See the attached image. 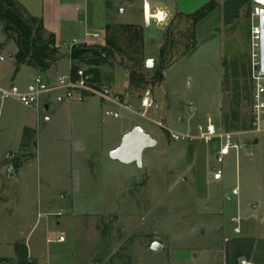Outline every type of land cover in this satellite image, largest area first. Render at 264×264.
Wrapping results in <instances>:
<instances>
[{"label": "rangeland", "instance_id": "374dc122", "mask_svg": "<svg viewBox=\"0 0 264 264\" xmlns=\"http://www.w3.org/2000/svg\"><path fill=\"white\" fill-rule=\"evenodd\" d=\"M138 1H129V12ZM251 6L247 0H210L198 12L219 9L225 17L226 10L241 8L247 14ZM210 34L211 41L204 40L193 53L198 47L193 21L178 22L172 16L162 27L152 23L146 28L143 20L138 25L111 24L101 39L89 42L105 47L108 41L112 56L99 66L76 63L79 70L95 69L98 75L90 76L103 86L125 87L132 102L149 91L159 105L149 111L150 120L128 113L119 120L105 118L108 107L101 105L93 126L77 121L71 130L67 120L66 126L53 128L57 140L47 142L27 132L23 140L28 151L18 153V128L0 123V264H18L16 244L27 248L29 264H198L196 259L209 264L210 252L221 250L222 234H232L236 217L263 227L264 168L254 181L247 171L257 170L242 152L237 175L234 155L223 167L216 164V142H175L153 123L186 133L182 123L190 119L196 134L197 126L210 119L239 142L255 139L250 133V24L242 18L231 29L225 23ZM162 37L161 50H150L149 43ZM0 43L5 59L1 73L12 65L17 46L1 34ZM181 58L185 60L170 69ZM150 59L156 61L152 69L146 67ZM221 94V112L213 113ZM190 106L196 108L193 117ZM14 112L36 126L35 111L16 106ZM38 114L48 117L41 108ZM135 122L158 139L144 151L142 167L113 160L108 152L123 127ZM82 135L92 136L93 145L98 141V154L88 158L74 151V140ZM258 138L259 146L253 148L257 160L264 152V137ZM7 152L13 159H6ZM214 168L223 170L221 182L212 181ZM236 185L238 197L232 196ZM60 237L64 243L57 242ZM155 242L164 249H152Z\"/></svg>", "mask_w": 264, "mask_h": 264}, {"label": "crops", "instance_id": "0c3cea01", "mask_svg": "<svg viewBox=\"0 0 264 264\" xmlns=\"http://www.w3.org/2000/svg\"><path fill=\"white\" fill-rule=\"evenodd\" d=\"M129 1L130 0H17L29 16L41 20L45 31L55 36L59 55L55 64L45 73H39L33 67L26 65L21 66L16 72L14 56L18 49L17 47H14L13 55L10 56V58L12 57V65L5 67L0 73V88L16 86L22 93H29L33 91L34 88H39L35 85V79L38 76H40L42 80L41 87H46V89L49 87H55L58 79L69 77L71 75L72 61L70 59V44L73 40L84 41L88 39L91 41V38H87V35L89 34H97L99 39H101L106 28L115 23L123 25L142 24L143 12L147 5L149 6L150 11H154L155 9L167 10L171 16H176L178 22L185 21L186 19L193 21L194 34L198 41V47H196L193 53L201 49L200 47L204 40L211 41L212 34L210 33H216L218 28L222 27V24L226 23L231 29L240 19L242 20V18L250 24V38L253 23L251 14L253 9L258 6L256 3L257 0H247L248 4H252L251 8H253L249 10L247 14H245L241 8H234L226 10V15L224 17L221 16L219 9H214L203 19L197 20L195 18L196 13L200 11L202 5L210 0H139L133 13L129 12L128 8H132V4H129ZM145 26L147 28L151 25ZM0 34L2 35L3 40L5 39V41H7L2 33L1 25ZM152 42L154 41L152 40ZM149 45L150 50L153 49L154 46V49L159 51L164 46V39L162 37L160 38V41L153 43V45L150 42ZM183 60L185 59L181 58L175 61L170 69ZM0 62H5V59ZM248 77L250 80V75ZM164 85L158 88L157 91L161 90ZM112 89L118 93L124 94L127 99L131 100L125 93V87L121 89L116 84H112ZM251 93L252 89L250 87V109ZM221 97L222 94L219 97L218 103L212 107L211 111L213 113H216V111L221 112ZM155 101L157 103L156 109L158 110V100L155 99ZM39 104L42 105H40V108L48 117L42 119V117H39V111L29 108L37 113L35 126L32 121L29 122V120L21 118L14 112L16 106H23L22 104L13 99L2 101L0 97V123L5 124L4 127L6 129L12 130L14 127L18 128L16 134L19 138L15 145V153L28 151V146L26 143L24 144L23 140L27 132L35 133L37 137L41 135L44 136L41 138L43 139V141L41 140L42 142H47L50 138L57 140L53 128L55 126L58 127L59 123L60 125L66 126L65 122L69 120L70 128L73 130V127L78 121L79 125L82 126L83 124L84 127L89 128L94 125L98 112L102 110L100 108L101 105H103V108L106 106L98 99L91 97L84 99L82 102H70L66 99V94L61 89L54 91L45 90V92L40 95ZM106 107L113 109V107ZM75 111L78 114L77 118L76 116L74 118ZM165 112L166 111L162 113L163 117L167 116V112ZM189 120L187 123H182V128L186 131L192 130L193 127V123H191V121L189 122ZM154 121L157 122V120ZM39 122L41 123L40 126H38ZM136 127H142L146 130L144 126L137 124V122L126 125L117 134V141L108 148V152L113 153L117 151L121 147L123 137ZM146 131L149 132L148 130ZM149 133L152 135L151 132ZM91 138L92 136L90 135H82L80 139H75L74 141L76 144L75 147H73L74 151L79 155L86 154L88 155V158L96 153L98 154V141L93 145ZM156 140L158 144V139ZM259 141L260 139L258 138L252 143H247L248 150L242 151L244 157L246 156L250 160V164L252 165L251 168L257 170L256 172H252L249 168L247 171L248 176H250L251 173L254 174V176H252V174L250 176L254 181H258L259 175L257 176V174H259V171L261 172L262 168H264V152L260 153L258 160V156L255 153V156L252 159L248 157V154L253 152L254 147L257 148L259 146ZM72 145L71 141L70 146L72 147ZM35 146L38 147V143H36ZM66 146L69 148L68 145ZM100 152L102 155L104 154L103 145L100 147ZM241 153L239 154L238 160L235 158L237 175L238 163L242 155ZM131 164L133 163L125 162V165ZM22 169L23 166H21L15 173V177L20 174ZM236 187L239 188V185H236ZM233 221L237 224L233 227L232 234L230 236L222 234L223 246L221 250L217 252H210L211 254L208 256L209 264H264V225L260 228L254 223H249L246 219H241L239 217H236ZM235 229H239V233H235ZM197 260L198 264H203L202 261L204 259H196V263Z\"/></svg>", "mask_w": 264, "mask_h": 264}, {"label": "built area", "instance_id": "2783aa9c", "mask_svg": "<svg viewBox=\"0 0 264 264\" xmlns=\"http://www.w3.org/2000/svg\"><path fill=\"white\" fill-rule=\"evenodd\" d=\"M262 7L259 5L253 9L251 18L253 20L251 37H250V65L249 75L251 83V134L258 139L259 136H264V71L261 65V28H260V15ZM172 19V16L167 10L155 9L154 11L147 10L145 8L143 12V21L145 25H151L152 23L158 27L167 26ZM258 20L256 23L255 20ZM87 38L92 40L99 39L97 34H89ZM89 40L76 41L73 40L70 44V51L74 46L89 45ZM4 59L0 57V61ZM92 77L86 72L79 70L76 74L75 79L71 76L60 78L57 80L55 87H41L42 80L38 76L35 79V85L39 87L34 88L29 93H22L16 86L8 88H0V97L2 101L16 100L23 106L33 109L35 111L40 110L39 99L40 95L47 91H54L61 89L66 94V99L70 102H82L86 98H96L102 104L113 107L106 108L104 110L105 118L119 120L122 113H128L136 115L137 117L149 120L148 113L150 110L157 107V103L153 95L147 91L145 92L137 102H132L127 99L123 94L114 91L112 88L103 86L98 82H93ZM115 108V109H114ZM189 112L194 116L196 108L194 106L189 107ZM159 129L164 130L168 133L170 139L175 142H187L193 143L199 141L205 144L216 142L218 150L214 156L215 162L218 166L223 167L227 159L234 155L236 160L239 158V154L243 150L247 149V143L239 142L234 134L224 132L218 129L210 119L205 124L197 126L196 134H193L191 130L186 133H177L165 126L162 122L154 123ZM254 152H250L248 157L254 158ZM6 159H13L10 153L6 154ZM223 180V170L220 168H214L212 171V181L214 183L221 182ZM240 190L238 187L232 190V196L238 197ZM235 233H239V229H235ZM57 242L64 243L65 238L60 237Z\"/></svg>", "mask_w": 264, "mask_h": 264}, {"label": "trees", "instance_id": "16d2710c", "mask_svg": "<svg viewBox=\"0 0 264 264\" xmlns=\"http://www.w3.org/2000/svg\"><path fill=\"white\" fill-rule=\"evenodd\" d=\"M211 10L196 13L197 20L203 19ZM0 25L7 41H13L17 46L14 56L16 72L21 66H30L39 73H45L58 60L59 51L55 36L45 31L41 20L32 18L17 0H0ZM106 46L82 45L74 46L70 51L72 61L71 77L75 79L79 71L76 63L90 62L95 66L103 65L112 56V51ZM87 63V64H90ZM87 74L98 75V71L90 69ZM93 79V78H92ZM93 82L97 83L94 78ZM18 264H29L28 251L24 245H15Z\"/></svg>", "mask_w": 264, "mask_h": 264}, {"label": "water", "instance_id": "95a60500", "mask_svg": "<svg viewBox=\"0 0 264 264\" xmlns=\"http://www.w3.org/2000/svg\"><path fill=\"white\" fill-rule=\"evenodd\" d=\"M257 5L262 7L260 15L261 28V65L264 71V0H257ZM12 59V57H11ZM156 66V61L150 60L146 63V67L152 69ZM47 110V109H46ZM157 145L156 138L147 132L142 127L134 128L130 133H127L123 139L121 147L112 153L113 160H121L125 162H135L138 167L143 165V153L145 150L152 149ZM152 249H164V245L160 242H155Z\"/></svg>", "mask_w": 264, "mask_h": 264}, {"label": "bare ground", "instance_id": "6f19581e", "mask_svg": "<svg viewBox=\"0 0 264 264\" xmlns=\"http://www.w3.org/2000/svg\"><path fill=\"white\" fill-rule=\"evenodd\" d=\"M146 5H147V4H146ZM146 9H147V10H149V9H150L148 5L146 6Z\"/></svg>", "mask_w": 264, "mask_h": 264}]
</instances>
